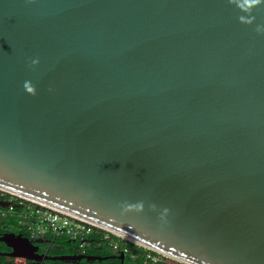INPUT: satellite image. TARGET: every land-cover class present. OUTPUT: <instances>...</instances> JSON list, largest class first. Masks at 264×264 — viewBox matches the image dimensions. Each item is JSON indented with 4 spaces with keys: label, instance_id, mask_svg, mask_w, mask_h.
Instances as JSON below:
<instances>
[{
    "label": "water",
    "instance_id": "1",
    "mask_svg": "<svg viewBox=\"0 0 264 264\" xmlns=\"http://www.w3.org/2000/svg\"><path fill=\"white\" fill-rule=\"evenodd\" d=\"M242 15L0 0V189L186 264H264V4Z\"/></svg>",
    "mask_w": 264,
    "mask_h": 264
},
{
    "label": "flooded vegetation",
    "instance_id": "2",
    "mask_svg": "<svg viewBox=\"0 0 264 264\" xmlns=\"http://www.w3.org/2000/svg\"><path fill=\"white\" fill-rule=\"evenodd\" d=\"M3 202L9 207L0 204V264H186L112 234L104 239L94 233L84 243L62 234H33L26 223L7 222L9 217L20 215L27 202L0 189V203ZM14 237L19 238L16 241Z\"/></svg>",
    "mask_w": 264,
    "mask_h": 264
},
{
    "label": "built area",
    "instance_id": "3",
    "mask_svg": "<svg viewBox=\"0 0 264 264\" xmlns=\"http://www.w3.org/2000/svg\"><path fill=\"white\" fill-rule=\"evenodd\" d=\"M18 197L27 202L24 210L19 215L20 223H26L33 234H62L81 241V243L86 242L94 233H99L104 239H108L111 234L117 238L127 239L31 200ZM156 253L159 256L172 258L158 251Z\"/></svg>",
    "mask_w": 264,
    "mask_h": 264
},
{
    "label": "clouds",
    "instance_id": "4",
    "mask_svg": "<svg viewBox=\"0 0 264 264\" xmlns=\"http://www.w3.org/2000/svg\"><path fill=\"white\" fill-rule=\"evenodd\" d=\"M230 3L236 5L242 12L248 13V16H240L239 19L242 23L251 25L255 21V16L252 12L255 8L264 4V0H230ZM258 32H264V26H258L256 29ZM33 64L39 63L38 60L32 62ZM24 87L30 94L35 95L36 89L30 82H25Z\"/></svg>",
    "mask_w": 264,
    "mask_h": 264
},
{
    "label": "rangeland",
    "instance_id": "5",
    "mask_svg": "<svg viewBox=\"0 0 264 264\" xmlns=\"http://www.w3.org/2000/svg\"><path fill=\"white\" fill-rule=\"evenodd\" d=\"M7 222L12 225H18V223L20 222L19 215L16 214L14 217H9L7 219Z\"/></svg>",
    "mask_w": 264,
    "mask_h": 264
}]
</instances>
